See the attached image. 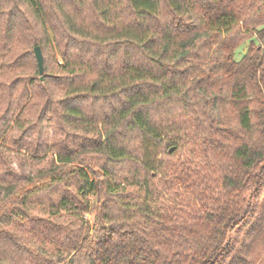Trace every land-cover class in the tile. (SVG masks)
<instances>
[{
  "label": "trees",
  "instance_id": "trees-1",
  "mask_svg": "<svg viewBox=\"0 0 264 264\" xmlns=\"http://www.w3.org/2000/svg\"><path fill=\"white\" fill-rule=\"evenodd\" d=\"M0 264H264V0H0Z\"/></svg>",
  "mask_w": 264,
  "mask_h": 264
},
{
  "label": "rangeland",
  "instance_id": "rangeland-1",
  "mask_svg": "<svg viewBox=\"0 0 264 264\" xmlns=\"http://www.w3.org/2000/svg\"><path fill=\"white\" fill-rule=\"evenodd\" d=\"M15 37L13 36L11 38V40H13L12 42V48L10 50V52L5 56L6 59H11L13 60V62L17 63L16 65H18L20 68H22V66L24 68H22L23 70H25L26 72H32L33 71V67L35 64V58L33 56V53H31V49H30V54H29V48H31L30 46V42L33 36V32L31 31L30 33H28V31L23 27V26H18L17 29L15 30ZM242 46H240L239 48V52L242 51ZM55 53L51 50L48 49V55H49V59L53 58V53H54V57L56 59H60V55L57 51L56 48H54ZM52 55V56H51ZM236 56L238 57V53L236 54ZM18 69H14L11 72V74H6L7 78H11L14 76V74L17 72ZM52 129L51 131H47V135L51 136L52 135ZM86 216L88 217L89 220L92 219L93 214L91 212L86 213Z\"/></svg>",
  "mask_w": 264,
  "mask_h": 264
},
{
  "label": "water",
  "instance_id": "water-1",
  "mask_svg": "<svg viewBox=\"0 0 264 264\" xmlns=\"http://www.w3.org/2000/svg\"><path fill=\"white\" fill-rule=\"evenodd\" d=\"M34 56L37 62L38 72L41 75L43 73V56L39 45L33 47ZM173 146L168 148V151H171Z\"/></svg>",
  "mask_w": 264,
  "mask_h": 264
}]
</instances>
